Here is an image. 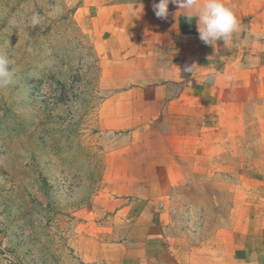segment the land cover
<instances>
[{
	"label": "crops",
	"instance_id": "obj_1",
	"mask_svg": "<svg viewBox=\"0 0 264 264\" xmlns=\"http://www.w3.org/2000/svg\"><path fill=\"white\" fill-rule=\"evenodd\" d=\"M77 1L108 86L100 129L128 141L84 213V264H264V0H224L239 30L212 46L171 3L160 19L159 0ZM184 165L234 181L231 224L197 240L170 226Z\"/></svg>",
	"mask_w": 264,
	"mask_h": 264
},
{
	"label": "rangeland",
	"instance_id": "obj_2",
	"mask_svg": "<svg viewBox=\"0 0 264 264\" xmlns=\"http://www.w3.org/2000/svg\"><path fill=\"white\" fill-rule=\"evenodd\" d=\"M59 4L62 12L53 15ZM77 0H0V57L13 82L0 88V264H84V213L124 133L102 131L100 58L75 18ZM38 13L42 22L32 27ZM220 157V158H219ZM219 163L236 159L219 156ZM170 226L197 240L231 224L232 176L184 165Z\"/></svg>",
	"mask_w": 264,
	"mask_h": 264
},
{
	"label": "clouds",
	"instance_id": "obj_3",
	"mask_svg": "<svg viewBox=\"0 0 264 264\" xmlns=\"http://www.w3.org/2000/svg\"><path fill=\"white\" fill-rule=\"evenodd\" d=\"M170 3L185 10L188 20L195 19L199 39L206 45L227 42L239 30V21L224 0H159L152 5L155 16L167 19ZM61 12L62 8L57 4L52 14L59 15ZM41 22L42 19L38 13H33L29 18L32 27H37ZM12 82L13 73L9 69L8 60L0 57V88H5Z\"/></svg>",
	"mask_w": 264,
	"mask_h": 264
}]
</instances>
